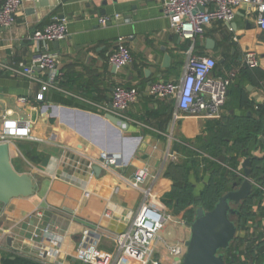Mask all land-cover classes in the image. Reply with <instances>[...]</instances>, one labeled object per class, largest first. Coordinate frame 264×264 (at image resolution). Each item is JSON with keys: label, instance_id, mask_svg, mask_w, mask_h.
<instances>
[{"label": "crops", "instance_id": "obj_1", "mask_svg": "<svg viewBox=\"0 0 264 264\" xmlns=\"http://www.w3.org/2000/svg\"><path fill=\"white\" fill-rule=\"evenodd\" d=\"M163 2L23 0L14 23L0 26V61L30 64L37 53H53L63 71L62 86L71 93L50 88L42 100H37L39 81L0 68V135L4 119L28 124L31 138L11 137L9 156L17 172L34 175L37 183L34 194L11 198L0 208V264H40L31 255L36 254L34 244L43 240L42 229L47 226L51 234L62 237V251L54 264H84L73 255L85 224L97 226L101 232L99 247L115 254L112 235L128 228L143 201L141 192L123 178L146 167L147 184L152 189L149 203L170 210L162 201L173 183L165 173L168 162L199 158L194 141L210 132L208 122L256 123L249 151L264 162V30L257 20L256 5L242 2L231 20L209 22L204 33L191 41L170 29ZM103 16L107 18L105 24L100 22ZM52 21L65 22L64 38L42 43L28 38L33 30ZM120 36L126 38L132 61L113 68L108 57ZM191 45L194 53L215 59L214 75L231 76L232 81L217 118L173 121L174 100L152 97L147 88L157 80L178 83ZM166 54L169 59L164 62ZM245 54H252L257 64L247 65ZM35 74L43 80L49 76L47 70L38 67ZM118 85L138 89V99L126 115L149 128L127 121L126 130H119L101 119L104 114L84 100L109 104ZM20 96L28 102H18ZM187 148L191 152H186ZM101 149L116 153L118 166L95 172L93 166L97 165L92 159ZM168 151L175 157L168 158ZM198 171L192 168L188 174L196 196L208 181V174L202 173L203 177L196 180ZM251 178L257 184L243 202L246 210L241 235L258 248L264 244V173L259 179ZM37 209L42 212L40 217L35 215ZM167 221L156 246L155 257L160 264H173L176 258L169 249L183 246L189 235L183 218ZM43 242L48 243L47 237ZM258 254L263 258L264 251ZM115 264L132 263L118 260Z\"/></svg>", "mask_w": 264, "mask_h": 264}, {"label": "built area", "instance_id": "obj_2", "mask_svg": "<svg viewBox=\"0 0 264 264\" xmlns=\"http://www.w3.org/2000/svg\"><path fill=\"white\" fill-rule=\"evenodd\" d=\"M37 2L40 0H27ZM252 2L257 8V20L264 30V0H164L163 13L167 16L170 29L179 36L194 41L196 37L204 33L205 26L213 20L229 21L234 17L236 8L242 2ZM23 0H2L0 6V26L10 27L14 23V16ZM100 22L105 24L106 17ZM67 35L64 21H52L42 29L33 30L28 38L36 43L49 40H59ZM108 60L116 67L124 66L132 61V55L127 47L126 38L120 36L115 41V50L109 55ZM244 62L247 65H256L257 60L252 54H245ZM216 61L213 57L199 55L193 52L192 45L187 51L183 78L178 83L157 80L147 88V93L155 98L170 97L175 106L171 112L173 121L184 117H202L206 119L217 118L227 97V92L232 81L231 76H220L212 73ZM48 71L47 79H40L35 74V68ZM0 68L15 76L26 77L39 81L41 84L35 99L42 100L43 94L48 89H55L64 93H70L62 86L63 71L57 63V57L53 53H37L30 64L6 63L0 61ZM71 94V93H70ZM136 87L116 86L111 96L110 103H98L86 100L101 114L111 113L126 121H131L141 127L149 126L143 122L126 115L129 106L138 99ZM77 98L81 96L72 94ZM17 101L25 104L28 99L24 96ZM0 135V142L9 143L11 137H30V128L25 122L21 124L16 120L4 119ZM168 158H174L175 153L168 151ZM92 164L105 170H111L118 166V155L105 149H101ZM148 169L146 167L135 170L130 178H123L131 187L138 189L143 201L139 210L131 220L128 228L112 235L116 245L115 254H111L99 247L101 232L97 226L83 225L76 244L73 259L84 264H115L116 261H129L132 264H160L155 257L156 246L159 242V232L170 218L169 212L161 206L156 207L149 203L151 186L147 184ZM35 215L40 217L41 210H35ZM105 215L109 213L106 210ZM73 219V218H72ZM43 240L34 244L36 254L31 255L40 264H54L56 257L61 253L62 237L51 234L49 226L42 229ZM184 247L172 246L169 249L171 257L176 258L173 264H181ZM247 264H253L248 262Z\"/></svg>", "mask_w": 264, "mask_h": 264}, {"label": "water", "instance_id": "obj_3", "mask_svg": "<svg viewBox=\"0 0 264 264\" xmlns=\"http://www.w3.org/2000/svg\"><path fill=\"white\" fill-rule=\"evenodd\" d=\"M168 59L166 54L164 62ZM101 119L119 130H126L128 127L126 120L111 113H104ZM224 154L225 148L218 159L221 163L224 161ZM256 158L261 157L251 154L241 160V170L235 172V177H240L241 181H233L230 189L218 197L211 209L197 206L193 218L184 221L189 228V235L184 241V252L179 258L181 264H227L222 250L227 249L235 237L237 226L233 217L239 214L238 205L250 196L257 184L251 178L252 160ZM93 170L100 172L101 168L93 166ZM36 188L34 175L17 172L10 161L8 143L0 142V208L11 198L34 194Z\"/></svg>", "mask_w": 264, "mask_h": 264}, {"label": "trees", "instance_id": "obj_4", "mask_svg": "<svg viewBox=\"0 0 264 264\" xmlns=\"http://www.w3.org/2000/svg\"><path fill=\"white\" fill-rule=\"evenodd\" d=\"M211 123L208 122L206 124L210 132L208 133L209 140L205 144V149L201 150L196 146L200 154H205L203 157L206 165L202 168L203 175L208 174L209 176L199 195H194L193 185L188 180L189 171L196 167L199 169L198 158H190L182 162L172 160L168 162L165 171L173 183L171 190L164 194L162 201L167 206L172 207L174 215L178 216L182 212V217L185 220L193 218L194 209L197 206H202L206 210L211 209L218 197L230 189L231 185L227 187L224 184L230 178L235 177V172L240 169L241 158L251 155L250 146L254 144L253 137H255L256 132L254 128L256 123L254 122H225V125L223 124L224 122H213L214 124L212 125ZM197 140H200V136L197 137ZM202 140H204L203 137ZM223 147L226 150V157L224 163L221 164L216 159L217 154L222 151ZM225 172H228L231 177L225 176ZM263 173L264 162H262V158L253 159L251 176L259 179ZM197 175L198 172H196V180H200L201 178H197ZM243 202L238 205L239 214L241 213L240 206ZM229 247L222 250V252L228 251ZM250 252L252 255L253 250ZM247 255V251H245L244 257L238 258L237 256L236 258H231V260L225 259V261L227 264H247L248 262L260 264L264 258V256L262 258V255L256 254L254 257L252 255L250 259Z\"/></svg>", "mask_w": 264, "mask_h": 264}, {"label": "rangeland", "instance_id": "obj_5", "mask_svg": "<svg viewBox=\"0 0 264 264\" xmlns=\"http://www.w3.org/2000/svg\"><path fill=\"white\" fill-rule=\"evenodd\" d=\"M227 123H229V122H227ZM235 123V122H234ZM212 124H214L213 122L211 123V125ZM244 124V123H243ZM217 127V126H216ZM209 135H208V133H206V135H200V140H195L194 141V145L195 146H197V147H199V149H201V150H204L205 149V147H206V142H207V140H209V137H208ZM202 137L204 138V140H202ZM204 148V149H203ZM223 148H225V147H223ZM223 148H222V150H223ZM186 152H191V149L190 148H187V151ZM222 154V151L220 152V153H218L217 154V161L219 162V163H221L218 159H219V156ZM204 155L203 154H200V157L197 159V161H198V163H199V171H198V175H197V178L198 177H200V178H202L203 177V170H202V168H203V166H205L206 165V161H205V158L203 157ZM225 157H226V150H225V154H224V161H225ZM224 161L221 163V164H223L224 163ZM239 170H241V168L239 169ZM202 173V174H201ZM214 176H216V175H214ZM225 176H227V177H231V175H229V173L228 172H225ZM208 179H209V176H208ZM239 179H240V177H237V178H230L229 179V181L228 182H226L224 185L225 186H230L231 185V183L233 182V181H237L238 183H239ZM166 205V204H165ZM170 210H167V212H169V214H170V218H169V222H173V221H176V220H178V218L179 219H182L183 217H182V212H180V214L178 215V216H176V215H174V213H173V209H172V207H170V206H167ZM240 209H241V213L238 215V216H234L233 217V219H234V221H235V223H236V226H237V229H236V233H235V237H234V239L232 240V242H231V244H230V247H229V250L228 251H226V252H224V258L225 259H227V260H231V258H236L237 256H238V258H242V257H244V255H245V251H247V256H249V258L251 259L252 257V255H253V257L257 254V253H261V252H263L264 251V244H261V245H259L258 246V248L257 247H253L252 245V241H250V242H246L245 240H244V238L242 237V235H241V229H242V227H243V220H244V212H245V210H246V204L245 203H243L241 206H240ZM185 220V219H184ZM168 222V221H167ZM166 222V224H169V223H167ZM164 229V227L162 228V230ZM251 250H253V254L251 255Z\"/></svg>", "mask_w": 264, "mask_h": 264}]
</instances>
